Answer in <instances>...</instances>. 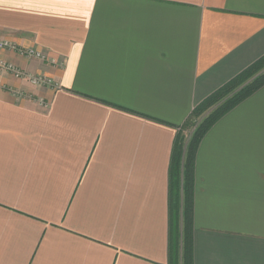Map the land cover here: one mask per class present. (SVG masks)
<instances>
[{
    "label": "crops",
    "instance_id": "1",
    "mask_svg": "<svg viewBox=\"0 0 264 264\" xmlns=\"http://www.w3.org/2000/svg\"><path fill=\"white\" fill-rule=\"evenodd\" d=\"M0 264H167L177 128L264 56V0H0ZM53 62V64H51ZM193 264H264V85L194 160Z\"/></svg>",
    "mask_w": 264,
    "mask_h": 264
},
{
    "label": "trees",
    "instance_id": "2",
    "mask_svg": "<svg viewBox=\"0 0 264 264\" xmlns=\"http://www.w3.org/2000/svg\"><path fill=\"white\" fill-rule=\"evenodd\" d=\"M263 85L264 56L202 100L177 128L169 168L167 264H193L194 160L202 138Z\"/></svg>",
    "mask_w": 264,
    "mask_h": 264
},
{
    "label": "rangeland",
    "instance_id": "3",
    "mask_svg": "<svg viewBox=\"0 0 264 264\" xmlns=\"http://www.w3.org/2000/svg\"><path fill=\"white\" fill-rule=\"evenodd\" d=\"M3 43H7L8 45H10V46H13V47H15L17 50H21V51H28V52H30L31 54H29V56H26V55H19L16 51H13V52H15L17 55H19V56H21V57H23V58H30V59H35V60H38V61H41V62H46V61H50L49 59H48V57L47 56H45L43 53H41V52H39V51H35V50H31V49H24V48H21V47H19V46H16V44H13V43H11V42H6V41H0V50H6L7 48H3V47H1V44H3ZM8 50V49H7ZM8 51H12V50H8ZM37 55H39L38 57H37ZM44 57V59H42L41 57ZM0 62H2V63H4V64H7V65H11V66H13L18 72H20L22 75H25V76H29L31 79H33V80H35V81H37L36 83L37 84H34V86H45V87H48V88H50V89H53L55 86H53V85H55L53 82H52V80H50V79H47L46 77L44 78V77H41L40 75H38V76H35V75H31V74H28V73H26L25 71H23V70H21V69H19V68H17L16 66H14L13 64H11V63H7V62H3V61H0ZM51 64H53V62H51ZM23 79H25V77H22ZM42 83V85H38V84H41ZM260 89V88H259ZM255 93V92H254ZM253 93V94H254ZM250 97V96H249ZM243 102V101H242ZM241 102V103H242ZM239 105V104H238Z\"/></svg>",
    "mask_w": 264,
    "mask_h": 264
},
{
    "label": "built area",
    "instance_id": "4",
    "mask_svg": "<svg viewBox=\"0 0 264 264\" xmlns=\"http://www.w3.org/2000/svg\"><path fill=\"white\" fill-rule=\"evenodd\" d=\"M1 47L3 48H7L8 50H12V51H16L19 55H26V56H29V54H31L30 52L28 51H21V50H17L15 47L13 46H10L8 45L7 43H3L1 44ZM6 49V50H7ZM39 55H37L38 57ZM40 57V56H39ZM42 59H44V57L42 56L41 57ZM0 70L2 71H5L9 74H11L12 76H14L15 78H22V77H25L26 80H28L30 83L32 84H37L35 80L31 79L29 76H25V75H22L20 72H18L13 66L11 65H7V64H4L2 62H0ZM38 85H42L41 84H38Z\"/></svg>",
    "mask_w": 264,
    "mask_h": 264
}]
</instances>
